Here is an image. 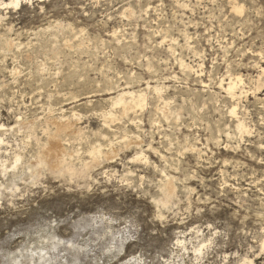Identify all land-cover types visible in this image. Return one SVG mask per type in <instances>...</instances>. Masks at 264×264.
Masks as SVG:
<instances>
[{"label": "rangeland", "instance_id": "obj_1", "mask_svg": "<svg viewBox=\"0 0 264 264\" xmlns=\"http://www.w3.org/2000/svg\"><path fill=\"white\" fill-rule=\"evenodd\" d=\"M12 1L0 264H264V0Z\"/></svg>", "mask_w": 264, "mask_h": 264}, {"label": "bare ground", "instance_id": "obj_2", "mask_svg": "<svg viewBox=\"0 0 264 264\" xmlns=\"http://www.w3.org/2000/svg\"><path fill=\"white\" fill-rule=\"evenodd\" d=\"M21 3V0H13L12 2H11V4L13 5H15V6H18L19 4ZM236 9L237 10H241V8L240 7H236ZM243 12V11H242ZM184 64V63H183ZM187 66V65H186ZM185 67V66H184ZM187 68H188V66H187ZM262 74L264 75V66H263V68H262ZM230 80V79H229ZM239 82H241V78H239V77H237V78H231V80H230V82H229V85L227 84V88H226V91H227V93L230 95V97H232L233 99L234 98H237V97H239V95H240V93H243V91L241 90H239V86H238V84H239ZM221 85H222V82L220 83ZM225 87V86H224ZM122 92V91H121ZM129 93H130V91H128ZM132 93V92H131ZM130 93V94H131ZM128 93H126L125 95H121L119 98H118V101H117V104H120V105H122L123 106V108H124V112H126L128 109H129V107H130V104H132V102H134L135 101V97H134V95L132 94V100H131V102H127L126 101V97L127 96H129V95H127ZM140 96V95H139ZM130 98V97H129ZM128 98V99H129ZM143 98V97H142ZM141 100V99H140ZM236 100V99H235ZM137 103V102H136ZM139 104V103H138ZM137 104V105H138ZM119 105V106H120ZM130 110V109H129ZM236 110H235V108L232 110V112L234 113ZM107 115V114H106ZM111 115V114H110ZM109 115V116H110ZM111 117V116H110ZM63 120V119H62ZM66 121V120H65ZM61 123H62V121H61ZM66 123V122H65ZM67 123H69V122H67ZM69 125H70V123H69ZM69 125L68 124H59V122H58V124H57V132H60L61 130L63 131V129H67L68 127H69ZM4 125H1L0 126V128H2ZM73 126V125H72ZM240 127L242 128V130L243 129H245V125H244V123H241L240 124ZM69 129V128H68ZM70 130H71V128H70ZM69 130V131H70ZM246 130V129H245ZM55 134V133H54ZM59 136V135H58ZM60 140H61V138H60ZM59 140V137H57V136H53V135H50V139H49V145H47V146H44V149L42 150L43 151V156H44V158L45 159H47L48 161H50V160H52L54 163V165H59L60 163H61V159H62V155L64 154V149L65 148H63L64 146H63V144L61 143V141ZM98 151V150H97ZM65 153H66V151H65ZM97 153H99V151L97 152ZM101 153V152H100ZM97 158H98V156H97ZM20 159H17V162L19 161ZM31 162V161H30ZM34 162H35V160H34ZM62 165V164H61ZM54 166H52V168H53ZM59 167V166H58ZM68 171H70L69 169H68ZM173 183H171L170 184V182H169V186L170 185H172ZM171 187V186H170ZM168 190H172V188L171 189H168ZM170 192H172V191H170ZM168 201V200H167ZM166 203V202H165ZM170 203V202H169ZM163 204V203H162ZM164 206V205H163ZM263 247H264V241H263ZM198 251H200V249H198ZM251 264H253L252 262H251Z\"/></svg>", "mask_w": 264, "mask_h": 264}]
</instances>
